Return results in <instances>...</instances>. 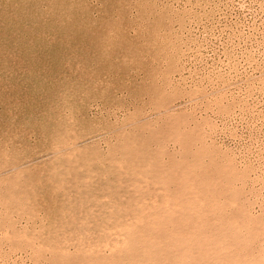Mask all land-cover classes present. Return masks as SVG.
<instances>
[{"label":"rangeland","instance_id":"374dc122","mask_svg":"<svg viewBox=\"0 0 264 264\" xmlns=\"http://www.w3.org/2000/svg\"><path fill=\"white\" fill-rule=\"evenodd\" d=\"M0 264H264V0H0Z\"/></svg>","mask_w":264,"mask_h":264}]
</instances>
